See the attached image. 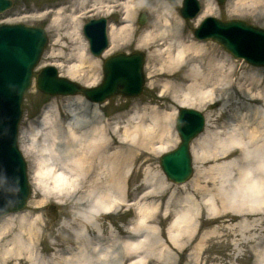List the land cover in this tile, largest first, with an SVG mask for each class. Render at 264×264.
Returning <instances> with one entry per match:
<instances>
[{
    "label": "bare ground",
    "instance_id": "bare-ground-1",
    "mask_svg": "<svg viewBox=\"0 0 264 264\" xmlns=\"http://www.w3.org/2000/svg\"><path fill=\"white\" fill-rule=\"evenodd\" d=\"M120 1L123 25L120 28L110 25V47L104 54L113 56V52L135 43V17L149 0H94L91 9L89 0H67L56 8L54 26L60 27L66 18L71 28L65 36L80 43L72 55L75 63L67 67L61 63L52 65L61 72L63 68V76L67 79L87 88L98 83L100 76L95 72H98L100 61L91 58L87 52L81 29L87 23L82 27L80 12L85 13L89 8L108 14L113 3ZM203 2V10L194 20L195 24L204 17L218 14L213 0ZM158 4L160 13L155 14L139 37L137 48L149 52L146 69L150 88L161 89V98L170 99L177 108L165 113L156 108H146L152 109L148 115L140 113L136 105L135 112L125 119L116 117L106 122L97 108L98 104L90 105L79 95L68 98L63 112L47 105L40 119L27 129L29 133L21 136L25 145L23 152L35 157L32 179L41 200H35L36 206L30 208L28 215L11 214L6 217L0 229V264H145L150 258L153 262L160 260V264H175L177 250L194 242V233L204 212L210 218L207 221L209 225L218 218L223 221L214 228L213 234L222 231L224 236H240L239 246L242 247L258 248L264 243V72L250 70L239 75L238 60H232V56L226 54L221 58L216 48L206 42L209 40L188 39L186 26L182 24L176 8L163 0ZM150 8L154 10L152 5ZM49 12L53 13V10ZM228 12L231 17L246 14L263 17L264 0H231ZM146 16L148 21L149 16ZM248 35L254 37L250 32ZM60 37L61 34L56 36L55 46L60 43ZM213 102L219 106L214 114L217 119L212 118L213 114H207L206 122L214 125L219 120V113L220 118L232 114L229 127L221 132L208 133L200 145L193 146V142L197 172L196 179L181 189L186 197L179 198L173 191L167 202H163L166 192L171 190L165 177L146 176L142 184L146 192L133 204L137 219L127 228L131 239L125 240L115 232L105 239L93 218L114 213L127 204V180L135 173L137 163H149L152 156L170 151L174 146V136L178 141L174 135L178 108L207 112L208 105ZM243 111L246 114H242ZM65 113L67 117L64 118ZM238 151L243 152L241 161L232 158ZM234 171L236 175L232 177ZM156 178L159 179L156 181ZM233 178L240 181V189H237L239 200L248 202L250 207L234 209L228 203L230 192H226L225 187L235 186ZM88 182L94 191L83 194L81 188ZM219 183L221 188H215ZM211 191L221 192L220 207L216 195L215 201H205ZM68 195L77 199L76 204L91 203L83 218L97 231L98 239L92 242L86 228L82 227L76 232L82 243L78 250L67 249L47 258L38 249L41 243L40 220L32 217L40 214L49 199ZM150 197H157L161 203L142 206V201ZM161 205L166 206L165 218L173 215L167 239L169 247L157 242L159 251H154V246L150 250L149 238L156 234L149 232L147 221ZM232 222L238 224L232 226ZM204 253L203 247H199L197 254L194 253L196 259L190 255L186 264H199L198 260ZM258 264H264V250L260 251Z\"/></svg>",
    "mask_w": 264,
    "mask_h": 264
},
{
    "label": "rangeland",
    "instance_id": "rangeland-1",
    "mask_svg": "<svg viewBox=\"0 0 264 264\" xmlns=\"http://www.w3.org/2000/svg\"><path fill=\"white\" fill-rule=\"evenodd\" d=\"M57 0H15L16 7L8 14H6L4 17L0 18V24L2 23H8V24H24L27 26H33V27H41L44 28L49 36V43L45 49V52L40 60V63L36 67L34 71V78L32 82L31 88L27 91L24 100H23V117L22 121L20 123L19 127V147L21 149V152L24 155V158L28 164L29 167V178H30V186L32 189V194L30 196V199L27 202V206L25 210L18 212V213H12V214H22V215H28L30 212V208L36 206L35 200H41V195L39 194V191L35 189L34 181L32 179L33 175V166H34V155L30 157L29 155H26L23 152L24 149V143L21 139V136L24 134L29 133L27 129L31 128L33 126V121H35L36 116L40 114L41 109L46 104H49L50 106L53 105V107H56L57 111L63 112V107L68 104V98L69 97H50L46 96L43 93H41L37 87H36V80L35 75L37 72H39L42 68L49 65H55V64H64V66H69L72 62L75 63V59L72 56L75 53L76 48L79 46L80 43H77L75 40H72L71 38L66 37V33L69 32L71 28V23L66 18H64L63 23L60 25V27L54 26L53 19H55V10L57 3H54ZM67 1V0H65ZM168 3V6H172L174 9L176 8L177 15L180 17L182 24H185L186 26V33L188 39H194V29L198 27L201 22L208 18V17H214L216 19H219L220 21H242L247 23L248 25H251L256 28H260L264 30V15L261 17L260 15L257 16V18L253 17L250 14H246V16H229V2L231 0H228L224 6H219L216 0H213L212 3H214V8L216 9L217 13L216 16H208L204 17L199 23H194V20L192 21H186L184 20L178 11V8L182 7V1L183 0H163ZM202 2V5L204 6L203 0H200ZM94 0H89V6L91 9V6ZM159 0H149L147 5L142 6L134 21V25L137 31V35L135 38V43H129L128 46L125 48H122L120 50H117L115 53L113 52V55L116 53L124 52V53H137L141 52L146 55L145 65H144V74H145V87L142 95L137 98H131L126 99L122 96H116L111 99H109L107 102L103 104H98V110L101 114H103V118H105L106 122H110L115 120V118L119 117H128L133 112H135V106L138 105V109L141 110L140 113H147L150 115L152 109L146 108H156L158 111L165 113V112H171L174 108H177V105L173 103L170 99H162L161 98V89H154L153 90L149 86V78L147 73V66H148V58H149V52L147 49H140L137 48V42L140 36L144 33V31L148 28V26L151 24L152 20L155 17V14L160 13L161 6L158 4ZM54 3V4H53ZM120 3L115 2L113 3V8L108 14L105 13H99L97 11H91L88 8V11L80 12L79 14L82 15V27L85 23L90 21L91 19H100V18H106L109 19L110 25H115L117 28H120L123 25V18H122V7L120 6ZM151 5L153 6L154 10H151ZM157 9L156 10V8ZM49 10H53V13H48ZM142 12H147L149 15V22L146 24L145 27H141L138 24V18L139 15ZM84 13V14H82ZM66 16V15H64ZM196 20V19H195ZM192 22V23H191ZM83 29V28H81ZM110 30V27H109ZM82 32V30H81ZM61 34L60 37V43L56 44V36ZM83 34V33H82ZM83 36V35H82ZM85 40L86 38L83 37ZM209 44H212L217 51V55L221 56V58H224L223 56L226 54L230 56L231 54L228 53L222 46L219 44L213 42V41H206ZM87 43V52H89V56L91 58L94 57L89 49V43L86 40ZM109 43H110V37H109ZM126 45V44H125ZM110 47V45H109ZM121 48V47H120ZM119 49V48H118ZM97 57L100 61V65L98 66L97 70L98 72H95L96 75H99L98 83L95 86L100 85L103 79V62L108 57L112 55H104ZM93 56V57H92ZM232 56V55H231ZM230 56V57H231ZM232 60H238V73L239 75L246 74L250 70H253L254 72L257 71H263L264 67H254L250 64H248L246 61L236 59L232 56ZM247 66V67H246ZM58 71L63 76L65 72L63 71V68H61ZM185 70V69H184ZM91 69H88V72H90ZM186 71V70H185ZM84 74V73H83ZM65 77V76H63ZM90 77V74L88 75ZM264 77V74H263ZM79 83V82H77ZM81 85H84L82 83H79ZM83 100L87 101L86 103H89L90 105H94L90 101H88L85 97L79 96ZM162 100V101H161ZM94 108V106H93ZM207 112H203V115L205 118H207V114H213L214 117H212L214 120L217 119V115H214L216 111L219 110V106L217 103L213 102L208 105ZM137 111V110H136ZM149 111V112H148ZM220 114V113H219ZM218 114L219 120L216 122V124L212 125L206 122V127L204 132L194 141L193 146L200 145L205 138L207 137L208 133L210 132H221L225 128L229 127L230 122V115H224L220 118L221 115ZM242 114H246V111H243ZM241 115V114H240ZM63 117H67V113L63 114ZM27 132V133H26ZM174 135H176L175 131V125H174ZM222 138L224 137L223 134L220 135ZM177 137V135H176ZM172 138V141L174 142V146L170 148V150L175 149L178 146V141ZM224 139V138H223ZM193 154V153H192ZM194 156V155H193ZM238 155L234 153L233 159L236 161H241L242 157H237ZM160 154H156L152 156L151 161L149 163H144L143 161H140L135 166V173H133L127 180L128 182V194H127V204L131 201V206L127 207H121L118 211L108 215H101L94 217V223H97L99 227L102 230L103 237L105 239L109 238L111 235V232H115V235L124 236L125 240L126 236L128 235L127 228L132 223L135 222L137 219V216L135 214V207L134 202L135 200L140 196L143 195L144 192H146V188L142 186L143 180L146 176L152 177V175L156 177L164 176L166 181L168 182V186H170L171 190H168L165 194V199L163 202H167V200L171 196V192L176 191L179 198L186 197V194L181 191L182 187L185 188L189 184H191L192 181L196 179V172H197V166L195 164V161L193 160L194 164V174L192 178L185 184L178 185L170 182L166 176L164 175L161 166H160ZM209 167V165H207ZM205 167V168H207ZM238 167L240 165L238 164ZM236 170H238L236 166ZM236 175V172L234 171L232 173V177ZM159 178H156V181ZM235 186L232 187H225L226 192H230V199H228V203L234 207V209L238 207H250L248 205V202L244 203L243 201H240V194L237 192V189L240 186L239 179H234ZM91 183H85L83 184L84 188H81V192L83 194L91 193L93 188H90ZM221 183L218 184L215 188H221ZM240 189V188H239ZM221 192H215L211 191L208 193L205 197V201L214 200L215 201V195L218 199V206L220 207V199L221 196L219 195ZM162 194V191L159 193ZM37 197V198H35ZM39 197V198H38ZM157 197H150L147 201H142V206L148 205L150 203H161L157 201ZM77 200V199H76ZM75 197L72 196H63L56 197L54 199H49L46 204L42 207V210L40 214L35 215L32 217V219L39 218L40 220V237H41V243L38 249H40L44 256L49 258L50 256L54 255L56 252H65L67 249L71 250L74 246V238L78 237L77 230H79L82 227H85L88 234L91 236V238L95 239L98 235L97 231L89 226L87 222H85V210H89L91 203L88 202L85 205L76 204ZM78 202V201H77ZM68 203V205H66ZM90 203V204H89ZM165 204V203H164ZM38 205V204H37ZM217 206V208H218ZM166 206H160L159 209L154 212L150 219L147 221V226L150 227L149 232L156 234L155 236L152 235L149 238V243L151 244V249L154 246L155 249H158L156 247V243L160 244H166L167 247H169V243H167L168 234H169V225L173 220V215L169 216L167 218L164 217ZM219 211V208H218ZM202 216V218L198 222L197 230L194 233V242L191 243L190 246L182 248L177 250L176 254V261L175 264H186L187 261L190 259V255L192 258L194 257V253L197 254V251L199 247H203L204 255L201 259L198 260L199 264H258V257L261 250H264V243L261 244L258 248H253V246L249 247H242L239 246L241 243V237L240 236H224L222 231L219 233L213 234V230L215 227L219 226L223 221H221L220 218L214 220L211 225L210 223H207V221L210 219L207 216V213ZM234 213V212H233ZM11 215V214H9ZM7 215V216H9ZM6 216V217H7ZM6 217H3L0 219V229L4 226L5 220H7ZM239 222V221H238ZM238 222L233 223L232 226L237 225ZM227 224V222H226ZM155 237V238H154ZM264 238V235H262ZM246 241L247 235H245ZM147 248V247H146ZM145 248V249H146ZM184 249H187L184 251ZM197 249V250H196ZM148 250V251H150ZM171 250V249H170ZM159 251V249H158ZM175 251V250H174ZM196 259V258H195ZM158 262H153L152 258H150L145 264H160Z\"/></svg>",
    "mask_w": 264,
    "mask_h": 264
},
{
    "label": "water",
    "instance_id": "water-1",
    "mask_svg": "<svg viewBox=\"0 0 264 264\" xmlns=\"http://www.w3.org/2000/svg\"><path fill=\"white\" fill-rule=\"evenodd\" d=\"M225 1L218 0L220 5ZM11 6V0H0V12ZM199 8L197 0H185L180 13L185 19H192L198 15ZM146 22L147 16L142 14L139 23L145 25ZM104 26V20L92 21L85 26V34L96 56L108 47ZM249 32L258 41L264 40V31L242 22H220L213 18L195 30V36L200 40L212 39L236 57L244 58L255 66H264V55L249 59L246 54L239 53V45L234 44L235 39ZM46 44L47 36L42 29L23 25L0 27V217L24 209L29 197L26 164L17 143L18 124L24 94L30 87L33 69L39 63ZM255 53L257 51L251 55ZM144 59V54L140 52L111 57L104 65L105 80L98 88H84L59 78L54 67L45 68L38 74L37 86L52 96L83 94L98 103L116 95L137 97L144 87ZM204 126V117L199 112L184 108L179 110L176 129L181 144L161 158L162 169L172 182L182 184L191 177L190 144L204 130Z\"/></svg>",
    "mask_w": 264,
    "mask_h": 264
}]
</instances>
